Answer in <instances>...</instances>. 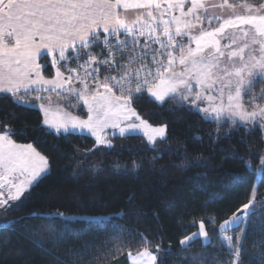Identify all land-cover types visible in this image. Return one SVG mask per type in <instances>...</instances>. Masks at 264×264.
<instances>
[{
	"label": "snow or ice",
	"instance_id": "snow-or-ice-1",
	"mask_svg": "<svg viewBox=\"0 0 264 264\" xmlns=\"http://www.w3.org/2000/svg\"><path fill=\"white\" fill-rule=\"evenodd\" d=\"M47 67L55 71L46 77ZM258 82L264 83V0H0V99L10 97L18 106L37 107L44 116L41 129H54L57 136L86 131L110 148L112 142L103 133L112 128L121 136L143 134L156 150L157 138H167V125L153 127L139 116L133 101L144 94L160 105L175 101L215 124L213 142L227 138L237 125L246 131L256 126L264 130V90L255 92ZM32 93L37 95L28 103ZM53 93L68 108L86 106L87 118L66 111L49 119ZM224 125L229 130L222 132ZM24 134L0 122V208L5 211L12 207L10 201L30 195L50 171L48 157L33 143L13 138ZM226 158L243 160L254 174L251 196L218 225L215 217H208L207 225L204 217L189 222L196 230L179 241L183 252L196 240L215 251L190 257L177 253L184 264H243L248 255L244 241L256 210V185H264V153L258 155L255 168L235 149ZM184 161L176 167L207 166L198 158L189 163L185 156ZM258 203L264 204V198ZM47 215L64 222L71 219L58 210ZM241 225L245 228L239 233L226 235ZM120 232L109 241L112 250L98 252L94 259L114 258L123 251L124 230ZM213 237L218 244H213ZM141 240L143 247L138 245L135 255L129 251V260L157 264L160 245H152L142 234ZM256 264H264V251Z\"/></svg>",
	"mask_w": 264,
	"mask_h": 264
},
{
	"label": "trees",
	"instance_id": "trees-1",
	"mask_svg": "<svg viewBox=\"0 0 264 264\" xmlns=\"http://www.w3.org/2000/svg\"><path fill=\"white\" fill-rule=\"evenodd\" d=\"M50 73L54 74V67L44 70L46 77ZM133 106L152 125L166 124L167 142L178 144V149L155 151L147 148L143 137L130 136L115 138L111 149L97 150L88 136H57L41 129L39 110L18 106L10 97L0 99V122L17 131L23 129L24 135L13 138L19 143H33L50 164V173L32 188L26 201L5 213L10 223L0 227V264H129L128 252L136 254L143 247L141 234L152 245H160L158 264L161 259L163 264H184L176 255L181 252L190 257L197 252L215 251L202 248L201 241L196 240L190 251L183 252L179 241L196 230L188 227L192 219L204 217L207 225L208 217H215L218 225L248 203L255 176L243 160L226 157L235 149L250 158L253 168L258 166V155L264 153L261 129L246 131L237 125L227 138L213 142L216 125L175 101L160 105L144 94L133 101ZM228 130L227 125L221 129ZM185 156L189 163L198 158L207 166L176 167L185 162ZM134 163L139 167L134 168ZM116 164L119 170L114 169ZM93 165L99 168L93 170ZM261 198L264 185L258 184L255 214L247 225L244 243L248 255L243 257V264H256L264 251V244L259 243L264 240V204L258 203ZM57 210L67 216L100 220L64 222L47 215ZM36 213L44 214L43 218ZM120 229L124 230L123 251L114 258L94 259L98 252L112 250L109 241L121 235ZM208 230L213 231L211 227ZM239 231L237 228L226 235ZM218 243L219 239L213 237V244Z\"/></svg>",
	"mask_w": 264,
	"mask_h": 264
},
{
	"label": "rangeland",
	"instance_id": "rangeland-1",
	"mask_svg": "<svg viewBox=\"0 0 264 264\" xmlns=\"http://www.w3.org/2000/svg\"><path fill=\"white\" fill-rule=\"evenodd\" d=\"M217 11H219V10H217ZM48 58L50 59V57H48ZM49 61H50V60H49ZM54 71H55V69H54ZM257 85H259V82L257 83ZM257 85H256V88H255V92H256L257 94H259L262 90H264V83H263V85L261 84V85H259L258 87H257ZM36 95H37V93H36V94H33V93H32L31 97H27L26 99L28 100V103H33V98H34ZM39 95L47 96V95H49V94H48V93H39ZM145 95H147L148 97H150L148 94H145ZM150 98H151L153 101H155L154 98H152V97H150ZM52 99H53V111L49 114V117H48L49 119H53V118H57V119H58V118H60V117L63 115V113L66 112V111H67V112H72L73 115H80L81 118H84V119L87 118V116L85 115V113H86V106L84 107L83 110H81V109H72V108H68V107L66 106V102L64 101V99H63L62 97H57V96L55 95V93L52 94ZM57 101H59V104H60V107H59V108L56 107V102H57ZM35 103H40V102H35ZM156 103L159 104V102H156ZM201 106L203 107L204 105H201ZM133 107H134V106H133ZM32 108L39 110L37 107H32ZM39 111L41 112L42 120H43V119H44L43 113H42L41 110H39ZM137 113H138V112H137ZM138 114H139V113H138ZM139 116H140L142 119L146 120L141 114H139ZM146 121H148V120H146ZM148 123H149L150 125H152L149 121H148ZM152 126H153V127H158V126H156V125H152ZM44 128L47 129L48 131H51L52 133H54V134L56 135L54 129H48L47 126H45ZM255 128H259V129H261L259 126H256ZM261 131H262V133H263V139H264V130H261ZM71 134L81 135V134L79 133V131H77L76 133H71ZM62 135H66V134H62ZM103 135H104L107 139L111 140V142H112V147L109 148V147H107L106 145L98 144L97 141L95 140V137L92 136L90 133H87L86 131H85V133L83 134V136H88V137L92 138V139L95 141L96 149H97V150H101V149H111V148H113V146H114V139H115V138H117V137H119V138H126V137H130V136H141V137H143V139H144V141H145V143H146L147 148L153 150L152 146L148 143L147 137H146L145 135H143V134H137V135H128V134H125V135L121 136L120 133H119V129L106 128V129L104 130ZM59 136H61V135H59ZM166 137H167V131H166ZM178 147H179L178 144H177V145H175V144H174V145H171L170 143H168V142H167V138H166L165 140H160L159 138H157V142H156V150H155V151H158V150H167V149H168V150H171V151H175L176 149H178ZM49 169H50V164H49ZM49 173H50V171H49ZM47 175H48V174H47ZM44 177H45V176H44ZM40 180H41V179H40ZM40 180H39V181H40ZM255 183H256V181H255ZM257 187H258V184L256 185V188H257ZM31 190H32V188L30 189V191H31ZM5 195H7V194L5 193ZM28 195H29V192H26L25 195H24L23 197H21V200H20V201H17V202H11V201H10L9 203L12 205V207H11L10 209H8V210H12V209H16V208H18L22 203H24V202L26 201ZM256 206H257V204H256ZM2 209H3V208H2ZM0 210H1V208H0ZM8 210H7V211H8ZM5 213H6L5 209L1 210V216H2V219H0V227L7 226V225H9V223H10L7 219L4 218ZM65 216H67V215H65ZM67 217H70V218H71L69 221H76V220H82V219H83V220H86V221H99V220H100V218H90V217H79V216H67ZM244 228H245V225H241L239 229H240V231H241V229H244ZM240 231H239V232H240ZM152 252H156V250H155V251H152ZM133 255H135V254H133ZM157 255H158V260H159L160 253H158ZM128 262H129V264H133V262L129 260V257H128ZM157 264H158V261H157Z\"/></svg>",
	"mask_w": 264,
	"mask_h": 264
},
{
	"label": "crops",
	"instance_id": "crops-1",
	"mask_svg": "<svg viewBox=\"0 0 264 264\" xmlns=\"http://www.w3.org/2000/svg\"><path fill=\"white\" fill-rule=\"evenodd\" d=\"M130 15H131V12H130ZM50 57V56H49ZM50 60H51V57H50ZM33 94H36V93H33Z\"/></svg>",
	"mask_w": 264,
	"mask_h": 264
}]
</instances>
